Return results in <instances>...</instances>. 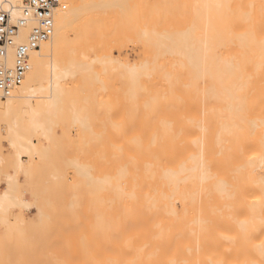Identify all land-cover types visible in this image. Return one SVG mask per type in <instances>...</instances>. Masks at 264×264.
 <instances>
[{
    "label": "bare ground",
    "instance_id": "bare-ground-1",
    "mask_svg": "<svg viewBox=\"0 0 264 264\" xmlns=\"http://www.w3.org/2000/svg\"><path fill=\"white\" fill-rule=\"evenodd\" d=\"M64 1L24 81L0 97L16 169L0 190V264H264V0ZM128 49L133 62L119 56ZM93 65L94 90L109 91L106 114L121 113L104 203L93 215L72 203L78 213L62 237L57 204L49 211L44 201L50 222L36 237L34 221L22 215L14 227L8 216L30 204L16 174L55 149L42 113L57 107L66 78ZM88 97L71 107L79 127Z\"/></svg>",
    "mask_w": 264,
    "mask_h": 264
},
{
    "label": "rangeland",
    "instance_id": "rangeland-1",
    "mask_svg": "<svg viewBox=\"0 0 264 264\" xmlns=\"http://www.w3.org/2000/svg\"><path fill=\"white\" fill-rule=\"evenodd\" d=\"M61 1L65 3L64 0ZM119 56L129 62L135 61L131 49H128V53L123 52L122 54H119ZM124 68V65H120L119 68L115 69V71L118 73L119 69L123 70ZM95 69H97V67H94L93 65L89 71L84 73L85 75L80 76L76 74L75 76L66 78L64 80V91L59 97L57 107L54 110L49 111L48 114V111H43L42 114L49 118L50 125L56 132V147L44 156V160H40L39 157L31 159L32 168L30 172H18L16 174L18 175L17 177L19 179V183H22L19 191L22 192L23 198L27 199L30 204L29 206L26 205V207L23 204V206L20 204H14L13 210L8 215L11 220V224L14 227L16 223L18 224V222H15L16 217L18 220V217L23 215L24 218L28 220L31 219L35 222L37 229L34 228V232L38 230L35 236L37 234L39 236L40 231L41 233L46 232L47 229L45 228L47 227L43 223L44 232H42V229L40 228L42 226L40 222L42 220L45 221V219H42L43 216H41L38 209V205H41L45 201L44 203L48 205L46 208L48 207L49 211L52 210L51 204H57L55 205V207H57L56 210H53L55 212L58 211L59 215L57 214L58 216L55 217L54 212L53 214L54 217L58 218V221H60L58 235L63 237L68 234L67 230L70 229V226L66 225L65 222L71 220L74 222V218L78 213H76L74 206L75 201L80 203L84 201V203H87L88 205H85L88 209H82V212L85 214L87 210L89 215H93V212H96L97 209H94L97 205L101 206L104 203L103 197L106 182L103 177L106 173L108 152L109 149H112L113 147L112 140L117 139V132L120 128V125L118 126L115 120L121 113L116 112L112 116L106 114L104 103L105 100L108 99L109 91L102 88L94 90L95 88H93V83L98 79L95 78L97 77L94 73ZM86 94L89 95L86 102L88 107V121L86 125L79 127L77 125L78 123L76 124L73 119V111L71 107L74 105L73 102L77 103L75 105H79L80 103L83 104L82 102L78 104L81 100L79 97L81 95L84 97ZM70 116H72V119ZM3 118L4 117L0 115L1 191L6 190L9 186L8 182H11L8 175L13 176L16 172L14 165H12L14 148L11 145L10 136H8V122L6 118L2 120ZM69 118L72 120V124L69 122ZM35 141L36 143H39L38 139ZM43 142L47 143L46 140H43ZM48 158H51L53 161L55 160V164L52 163V161L46 162ZM75 158L84 166L85 170L89 171V174L82 177L79 176L78 169L71 164L72 160ZM29 159V157L23 156V160L26 162V165L29 162ZM95 178L99 181L97 191L94 188ZM34 195L37 196V199L33 197ZM89 205L93 208L92 211L91 209L89 210ZM94 205L95 207H93ZM42 206L44 205L42 204L41 207ZM47 210L45 211L46 216L48 215ZM47 218L51 217L48 215ZM84 218H86V216ZM48 221L50 222L49 219ZM48 221L46 219L45 224H47ZM55 221L57 220L55 219ZM79 226L80 229L83 227L81 225ZM61 227L64 231L61 230ZM6 229V225H4V223H0V235H5L7 232ZM41 245L44 244L42 243ZM38 246H40V244H38ZM45 246L43 247L45 248V251H47L48 246ZM43 247H37V250H41V252L39 250L40 255L44 251ZM66 250H68V248H65V252Z\"/></svg>",
    "mask_w": 264,
    "mask_h": 264
},
{
    "label": "built area",
    "instance_id": "built-area-1",
    "mask_svg": "<svg viewBox=\"0 0 264 264\" xmlns=\"http://www.w3.org/2000/svg\"><path fill=\"white\" fill-rule=\"evenodd\" d=\"M61 0H25L16 7L0 2V97L10 96L31 69V55L55 33V12L64 8ZM14 11H20L17 16ZM29 27L26 41H19ZM12 61V62H10Z\"/></svg>",
    "mask_w": 264,
    "mask_h": 264
}]
</instances>
